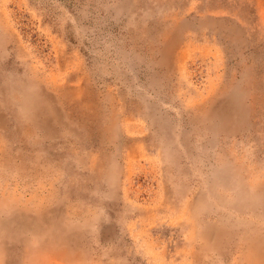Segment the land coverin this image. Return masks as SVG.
Listing matches in <instances>:
<instances>
[{
	"label": "rangeland",
	"instance_id": "rangeland-1",
	"mask_svg": "<svg viewBox=\"0 0 264 264\" xmlns=\"http://www.w3.org/2000/svg\"><path fill=\"white\" fill-rule=\"evenodd\" d=\"M26 263L264 264V0H0V264Z\"/></svg>",
	"mask_w": 264,
	"mask_h": 264
},
{
	"label": "bare ground",
	"instance_id": "bare-ground-1",
	"mask_svg": "<svg viewBox=\"0 0 264 264\" xmlns=\"http://www.w3.org/2000/svg\"><path fill=\"white\" fill-rule=\"evenodd\" d=\"M32 93L30 92L28 94L30 101H28V103H27V105H28L27 111L31 115V121H33L32 124L34 127L41 130V132H43V133L46 132L48 134V136L49 135L52 136V134H49V133H51V129H48L49 123L47 122L46 117H47V114L49 116H51L49 114L51 112L57 113L58 112V107H57L58 105H54V102H52V104L48 102V99H50L52 94L50 93V90L46 87V85L41 83V82L35 84V86L33 87ZM41 107L43 109H39ZM37 109H39V110H37ZM25 115L28 116L27 113L26 114L24 113V116ZM60 226L61 225L58 222L54 221L51 224L50 229L52 230V228H53V231H55L54 232L55 234L61 233V237L63 239H66L67 241L72 240L73 237L70 235L72 232L68 233L66 231V228H63L60 230V228H61ZM36 229H37V227H36ZM43 229H46V228H43ZM38 230L40 233L42 232L41 228H39ZM39 236L42 237V234H40ZM216 236H218V235L216 234Z\"/></svg>",
	"mask_w": 264,
	"mask_h": 264
}]
</instances>
